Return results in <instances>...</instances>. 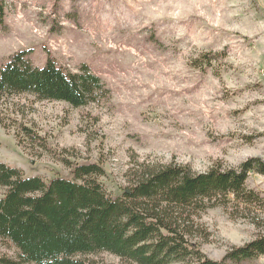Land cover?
Returning <instances> with one entry per match:
<instances>
[{"label": "rangeland", "instance_id": "obj_1", "mask_svg": "<svg viewBox=\"0 0 264 264\" xmlns=\"http://www.w3.org/2000/svg\"><path fill=\"white\" fill-rule=\"evenodd\" d=\"M0 6V63L29 50L34 65L49 56L69 71L86 65L103 84L79 107L0 94V161L25 176L71 177L69 165L95 161L105 190L119 196L143 166L174 163L198 173L264 160V0H0ZM207 52L217 56L191 65ZM247 184L264 197V174L250 173ZM193 217L192 242L216 261L264 234L257 205L251 212L217 206ZM17 253L0 240V264H18ZM85 258L135 264L108 252ZM226 264H264V254Z\"/></svg>", "mask_w": 264, "mask_h": 264}, {"label": "trees", "instance_id": "obj_2", "mask_svg": "<svg viewBox=\"0 0 264 264\" xmlns=\"http://www.w3.org/2000/svg\"><path fill=\"white\" fill-rule=\"evenodd\" d=\"M2 13L0 6V23ZM28 53L14 52L0 63V94L28 93L79 107L103 90L86 65L69 71L49 56L38 66ZM216 56L204 53L191 65H208ZM69 167L71 177L46 180L0 161V240L14 245L18 264H95L85 256L99 252L135 264L242 263L264 254L262 234L216 261L192 242L190 230L199 210L264 209V197L247 184L250 173L264 174V160L258 157L198 173L174 163L143 166L119 196L105 190L97 162Z\"/></svg>", "mask_w": 264, "mask_h": 264}]
</instances>
